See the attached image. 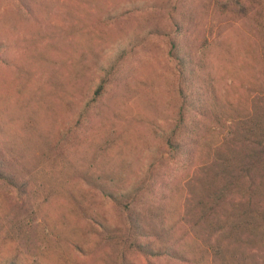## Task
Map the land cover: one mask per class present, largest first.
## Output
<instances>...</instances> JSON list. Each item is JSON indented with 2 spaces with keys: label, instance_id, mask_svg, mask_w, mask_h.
<instances>
[{
  "label": "rangeland",
  "instance_id": "rangeland-1",
  "mask_svg": "<svg viewBox=\"0 0 264 264\" xmlns=\"http://www.w3.org/2000/svg\"><path fill=\"white\" fill-rule=\"evenodd\" d=\"M0 264H264V0H0Z\"/></svg>",
  "mask_w": 264,
  "mask_h": 264
},
{
  "label": "trees",
  "instance_id": "trees-1",
  "mask_svg": "<svg viewBox=\"0 0 264 264\" xmlns=\"http://www.w3.org/2000/svg\"><path fill=\"white\" fill-rule=\"evenodd\" d=\"M173 138H169L168 139V142L169 144L172 146V149L175 151V154L173 157L175 158H179L180 156V153H184V150L181 149V145L179 144H174V140H172ZM180 160V159H179ZM219 199H220V196H219Z\"/></svg>",
  "mask_w": 264,
  "mask_h": 264
}]
</instances>
